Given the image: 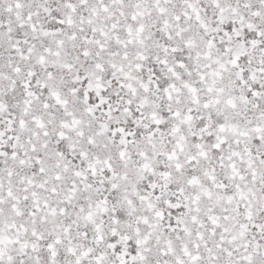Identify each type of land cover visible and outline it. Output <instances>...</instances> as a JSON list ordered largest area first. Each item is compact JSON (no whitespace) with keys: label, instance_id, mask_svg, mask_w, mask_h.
I'll use <instances>...</instances> for the list:
<instances>
[{"label":"snow or ice","instance_id":"6c2138e0","mask_svg":"<svg viewBox=\"0 0 264 264\" xmlns=\"http://www.w3.org/2000/svg\"><path fill=\"white\" fill-rule=\"evenodd\" d=\"M0 264H264V0H0Z\"/></svg>","mask_w":264,"mask_h":264}]
</instances>
